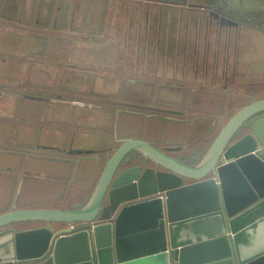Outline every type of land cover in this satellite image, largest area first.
<instances>
[{"label": "water", "instance_id": "1", "mask_svg": "<svg viewBox=\"0 0 264 264\" xmlns=\"http://www.w3.org/2000/svg\"><path fill=\"white\" fill-rule=\"evenodd\" d=\"M134 150L144 155L128 159ZM23 220L66 225H9ZM0 264H264V98L228 121L199 164L130 138L86 207L1 214Z\"/></svg>", "mask_w": 264, "mask_h": 264}, {"label": "crops", "instance_id": "2", "mask_svg": "<svg viewBox=\"0 0 264 264\" xmlns=\"http://www.w3.org/2000/svg\"><path fill=\"white\" fill-rule=\"evenodd\" d=\"M121 2L0 0V206L8 198L12 204L9 210L84 208L108 159L123 141L143 139L170 152L145 133L133 135V126L128 133L124 124V135L113 133V119L117 117L119 124L122 115L127 121L129 114L139 113L129 111L125 104L129 81L139 78L132 74L137 73V62L133 69L128 57L135 54L136 60L141 59L145 46H160L158 38H128L129 20H123L126 8ZM88 4L93 16L101 9L98 12L106 19L89 21L87 28L79 29L76 26L83 23ZM139 10L141 17L145 14L146 21L154 24L164 7H156L154 12L143 6ZM79 32L82 37H73ZM110 80L115 89L111 95L124 90L123 99L118 98L113 107L110 100L99 99L111 96V90H106ZM151 114L148 117L159 113ZM109 129L111 138L102 142L97 135L109 133ZM174 144L180 149V141ZM143 155L134 150L129 157ZM44 161L58 164L60 173L41 172L33 166ZM61 165L68 168L63 170ZM146 165L155 164L148 159ZM56 190L65 201H51L40 194ZM47 201L50 203L45 204ZM5 211L0 209V213Z\"/></svg>", "mask_w": 264, "mask_h": 264}, {"label": "rangeland", "instance_id": "3", "mask_svg": "<svg viewBox=\"0 0 264 264\" xmlns=\"http://www.w3.org/2000/svg\"><path fill=\"white\" fill-rule=\"evenodd\" d=\"M121 5L126 8L123 20H129L128 38H158L160 46L153 49L151 44L145 46L141 59L136 60L135 54L128 57L129 66L133 69L137 62V68L134 69L137 73L133 71L132 74L139 78L138 82L129 81L128 104H125L129 111L139 113L129 114L127 121L122 115L119 124L117 117L115 121L113 119V133L124 135V124L127 130L133 126V135L145 133L157 145L170 149L169 153L181 161L199 164L223 126L243 107L264 98V0H122ZM142 6L153 9L152 12L156 7H164V10H161L158 20L152 24L151 20L146 21L145 14L143 18L139 15ZM211 10L243 25L221 28L216 25L219 23L216 18L212 20ZM98 11L93 16L88 4L83 23L76 27L87 28L89 21L106 19ZM82 36V32L73 35L79 38ZM112 85L110 80L106 87V90H111L109 95L115 91ZM120 91L121 94L101 96L99 99L110 100L108 102L113 107L118 98L123 99L124 90ZM91 98L97 102V99ZM152 112H158V117H148ZM246 130L247 127L241 128L231 141ZM108 132L104 131V135L97 137L107 142L112 136L110 129ZM175 141H180L181 147L172 150L178 147ZM129 155L128 159L131 158ZM128 163L126 161L123 164L125 166ZM33 166L48 173L59 172L60 168L58 164L45 161L34 163ZM61 166L63 170L68 168V165ZM40 194L51 201H65L62 192L57 190ZM25 196L26 193H23ZM9 201L4 198L0 209L6 211L0 215L14 211L9 210L12 205ZM15 205H18L17 200ZM9 225L26 229L42 225L62 227L66 223L23 220Z\"/></svg>", "mask_w": 264, "mask_h": 264}, {"label": "flooded vegetation", "instance_id": "4", "mask_svg": "<svg viewBox=\"0 0 264 264\" xmlns=\"http://www.w3.org/2000/svg\"><path fill=\"white\" fill-rule=\"evenodd\" d=\"M212 16H211V18H212V20L214 19V18H216L217 20H218V22L219 23H216V25L218 24L221 28H224V27H231V28H233V27H239V26H237V25H222V23H221V21H220V16H223L224 14H221L220 12H218V11H216V10H211V13H210ZM210 14H209V16H210ZM218 15V16H217ZM224 16H226V15H224ZM229 17V16H228ZM230 18V17H229ZM232 19V18H231ZM234 20V19H233ZM241 27V26H240ZM246 133V132H245Z\"/></svg>", "mask_w": 264, "mask_h": 264}, {"label": "trees", "instance_id": "5", "mask_svg": "<svg viewBox=\"0 0 264 264\" xmlns=\"http://www.w3.org/2000/svg\"><path fill=\"white\" fill-rule=\"evenodd\" d=\"M240 24V23H239ZM242 24V23H241ZM243 25V24H242ZM225 26V25H224ZM262 28V27H261Z\"/></svg>", "mask_w": 264, "mask_h": 264}]
</instances>
